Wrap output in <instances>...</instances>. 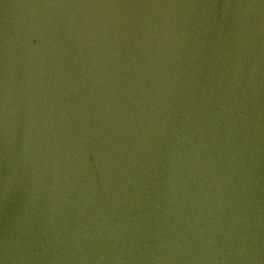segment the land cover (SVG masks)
<instances>
[{
    "label": "water",
    "instance_id": "95a60500",
    "mask_svg": "<svg viewBox=\"0 0 264 264\" xmlns=\"http://www.w3.org/2000/svg\"><path fill=\"white\" fill-rule=\"evenodd\" d=\"M0 264H264V0H0Z\"/></svg>",
    "mask_w": 264,
    "mask_h": 264
}]
</instances>
